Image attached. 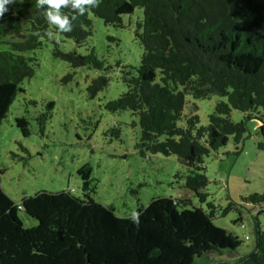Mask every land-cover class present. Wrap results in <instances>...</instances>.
<instances>
[{"label": "trees", "instance_id": "obj_1", "mask_svg": "<svg viewBox=\"0 0 264 264\" xmlns=\"http://www.w3.org/2000/svg\"><path fill=\"white\" fill-rule=\"evenodd\" d=\"M136 8L142 9L135 37L143 51L137 65L122 68L126 90L104 107L110 112L132 111L140 130L135 148L141 154L176 155L188 170L184 187L204 203L208 195L204 156L224 146L229 136L238 145L251 118L261 122L258 131L264 140V119L256 115L258 107H264V0H102L74 22L71 32L57 34L76 47L84 46L92 34V17L122 27L124 16ZM43 11L36 0H24L9 5L0 18V42L6 45L0 50V123L22 92L20 84L38 65L37 57L25 52L41 49L44 41L53 44L54 58L72 68L103 67L94 47L87 54L63 51L55 39L45 36L47 30H56ZM65 12L72 14L70 9ZM107 84L105 75L93 78L86 87L89 97ZM188 95L225 100L216 102L206 124H200L193 103L186 125L180 127L177 121ZM232 109L242 112L243 119L231 121ZM47 117L42 114L40 121ZM15 122L23 135L29 134L24 116ZM257 146L264 150V141ZM77 172L81 196L72 190L39 191L15 203L0 185V264H194L212 253L237 255L240 241L213 223L212 202H206L208 209L187 208L190 202L185 199L153 198L136 209L137 224L131 216H118L113 206L91 198L90 167ZM242 200L260 205L264 194ZM20 209L36 225L24 226ZM258 214L264 216V208ZM254 220L253 249L238 254L231 264H264V229Z\"/></svg>", "mask_w": 264, "mask_h": 264}, {"label": "rangeland", "instance_id": "obj_2", "mask_svg": "<svg viewBox=\"0 0 264 264\" xmlns=\"http://www.w3.org/2000/svg\"><path fill=\"white\" fill-rule=\"evenodd\" d=\"M141 17L142 9H134L131 15L124 16L122 27L106 25L102 19L92 17V34L88 43L80 47L57 34L55 40L63 51L87 54L94 47L96 56L103 61L102 69L72 68L67 61L52 56L51 41H44L39 50L25 52L26 56L37 57L38 65L34 75L20 84L22 92L16 95L0 123V185L15 203L39 191L72 190L81 196L82 179L77 171L90 167L91 198L113 206L118 216H132L136 209L158 197L185 199L190 202L187 208L208 209L206 202L210 201L214 206L213 223L236 235L240 241L237 255H245L253 249L255 218L264 229V216L258 214L264 203L253 205L242 200L253 193L264 194V150L257 146L264 141L258 131L261 122L256 118L247 120L246 132L238 145L229 136L224 146L204 156L203 171L208 179L204 191L208 195L206 202L201 203L184 187L188 170L176 155L141 154L135 148L140 130L132 111L110 112L104 107L106 101L126 90L122 68L139 62L143 49L135 29ZM3 49L6 45L0 42V50ZM99 75H105L108 84L91 98L86 87ZM218 100L225 99L215 95L200 99L186 96L177 125H186L193 103L200 124H206L207 115ZM49 102L53 103L51 109L47 107ZM257 112L264 119V107H258ZM45 113L48 117L41 122L40 116ZM22 116L29 123L26 136L15 122ZM243 116L236 109L230 112L233 122ZM18 217L26 227L36 225V220L21 209ZM237 255L212 253L194 264L234 262Z\"/></svg>", "mask_w": 264, "mask_h": 264}, {"label": "clouds", "instance_id": "obj_3", "mask_svg": "<svg viewBox=\"0 0 264 264\" xmlns=\"http://www.w3.org/2000/svg\"><path fill=\"white\" fill-rule=\"evenodd\" d=\"M102 0H36L37 8L44 9L42 15L55 28V32L47 30L44 35L49 39H58L57 33H69L73 30L74 22L83 16L87 9L99 7ZM23 4L24 0H0V18L8 11V6ZM65 9H70L69 15ZM138 213H132L131 219L139 223Z\"/></svg>", "mask_w": 264, "mask_h": 264}, {"label": "water", "instance_id": "obj_4", "mask_svg": "<svg viewBox=\"0 0 264 264\" xmlns=\"http://www.w3.org/2000/svg\"><path fill=\"white\" fill-rule=\"evenodd\" d=\"M231 263H232V261H217V262H214L212 264H231Z\"/></svg>", "mask_w": 264, "mask_h": 264}, {"label": "built area", "instance_id": "obj_5", "mask_svg": "<svg viewBox=\"0 0 264 264\" xmlns=\"http://www.w3.org/2000/svg\"><path fill=\"white\" fill-rule=\"evenodd\" d=\"M245 237H247V236H245Z\"/></svg>", "mask_w": 264, "mask_h": 264}]
</instances>
